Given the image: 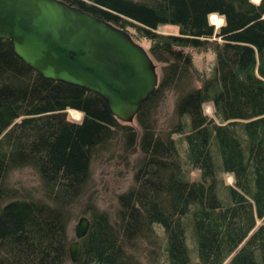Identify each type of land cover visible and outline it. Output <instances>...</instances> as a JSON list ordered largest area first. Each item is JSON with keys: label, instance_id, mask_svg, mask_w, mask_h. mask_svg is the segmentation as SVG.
Here are the masks:
<instances>
[{"label": "trees", "instance_id": "obj_1", "mask_svg": "<svg viewBox=\"0 0 264 264\" xmlns=\"http://www.w3.org/2000/svg\"><path fill=\"white\" fill-rule=\"evenodd\" d=\"M62 1L148 41L158 84L132 126L0 39V264H264V0ZM166 24L177 34L156 31ZM193 50L213 54L208 75ZM115 152L132 158L130 182L101 209L91 163Z\"/></svg>", "mask_w": 264, "mask_h": 264}, {"label": "water", "instance_id": "obj_2", "mask_svg": "<svg viewBox=\"0 0 264 264\" xmlns=\"http://www.w3.org/2000/svg\"><path fill=\"white\" fill-rule=\"evenodd\" d=\"M0 39L41 77L98 95L122 123L132 122L158 84L156 64L128 32L62 0H0ZM88 228L81 216L71 262Z\"/></svg>", "mask_w": 264, "mask_h": 264}, {"label": "rangeland", "instance_id": "obj_3", "mask_svg": "<svg viewBox=\"0 0 264 264\" xmlns=\"http://www.w3.org/2000/svg\"><path fill=\"white\" fill-rule=\"evenodd\" d=\"M255 3H258L260 0H252ZM212 16V15H211ZM211 16L209 17V23L212 24L214 26L215 29L219 28L222 23H223V19L220 18L219 16L215 15L216 17H218L219 23L220 24H215L212 22L211 20ZM158 33H163V34H177V29L175 26L173 25H160L157 30ZM134 32V31H133ZM138 44L141 45V47H143L145 50L148 51L149 49V42L146 41L145 39L142 38H135L134 39ZM192 57H193V64L194 66L197 68V70L200 73L203 74H209L211 71V67L213 65V54L210 51H202V50H193L191 51ZM160 66L157 65V71H159ZM170 102L166 101L163 104V108L160 110V114L161 115H166L169 111H170ZM70 111H67L68 117L70 120L72 121H80L81 119V114L79 113L78 116V120L74 119L71 117L70 115ZM204 112L205 114L210 115L211 114V106L210 105H205L204 106ZM164 120V117L161 118V121ZM160 121V122H161ZM130 124L132 126L136 125L135 120L133 119L132 122L127 123ZM117 152H115L114 154V160L110 159L109 161H107V156H100L99 158H95L93 159L92 163H91V171H92V179L90 181V195H91V200L94 201L95 203H97V205L102 209L105 207H109V205H113L112 204V200L115 194L125 190L128 186H129V182H130V177H131V173L130 171L125 167L126 164H129L130 162H132V158H127V163L126 161H119V159H117ZM116 158V159H115ZM134 158V157H133ZM26 178V176H24L23 180ZM227 181L230 182V178L227 177ZM90 198H88L87 200H89ZM84 204L85 201L82 203V205L80 206L81 208L79 209L82 211L79 212L75 215L74 219L72 220L71 224L69 225V233L71 234L70 236H72L71 238H73L70 242H72L74 240V227L78 221V219L81 216H86V213L84 212ZM70 238V239H71Z\"/></svg>", "mask_w": 264, "mask_h": 264}, {"label": "bare ground", "instance_id": "obj_4", "mask_svg": "<svg viewBox=\"0 0 264 264\" xmlns=\"http://www.w3.org/2000/svg\"><path fill=\"white\" fill-rule=\"evenodd\" d=\"M211 20H212V22L215 23V24H220V23H219V20H220V19H219L218 17H216L215 15H212V16H211ZM70 115H71L72 118L78 120L79 113H78L77 111L71 110V111H70Z\"/></svg>", "mask_w": 264, "mask_h": 264}]
</instances>
